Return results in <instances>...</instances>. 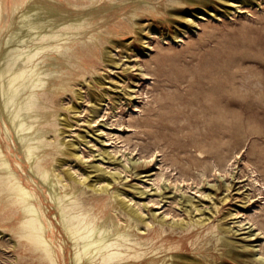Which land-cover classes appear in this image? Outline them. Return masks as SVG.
<instances>
[{"label": "rangeland", "instance_id": "1", "mask_svg": "<svg viewBox=\"0 0 264 264\" xmlns=\"http://www.w3.org/2000/svg\"><path fill=\"white\" fill-rule=\"evenodd\" d=\"M94 15L93 32L104 41L100 56L86 59L93 66L85 76L67 80L73 90L55 108L73 124L59 132L77 143L75 155L62 154L65 166L80 181L90 174L76 185L88 198L108 197L88 186H105L96 168L105 170L109 190L123 191L150 223H133L131 233L154 237L149 245L160 250L178 245L159 254L168 263L166 253L179 252L201 264H264V0H102ZM106 201L109 215L124 210ZM44 208L62 230L51 201ZM199 217L202 226L179 225ZM128 222L122 215L120 226ZM161 226L168 240L157 236ZM16 240L13 232L0 233V264H41Z\"/></svg>", "mask_w": 264, "mask_h": 264}, {"label": "bare ground", "instance_id": "2", "mask_svg": "<svg viewBox=\"0 0 264 264\" xmlns=\"http://www.w3.org/2000/svg\"><path fill=\"white\" fill-rule=\"evenodd\" d=\"M56 1L0 0V136L3 138V141L0 138V233L13 232L17 238L16 244L23 250L36 251L41 264H67L66 250H73L71 264H201V260L188 259L179 252L166 253L172 256L168 263L170 258L159 254L178 245H166L165 250H160L149 245L153 244L154 237L131 233L133 223L135 226L141 223L150 226V223L139 209L126 204L127 201L122 197L123 191L109 190L111 180L105 170L96 168L102 171L99 174L100 181L105 180V186L97 188L95 182L88 183V186L97 193H107L108 197L88 198L86 190L76 184L84 183L90 174L83 178L85 181H80L77 174L70 171V166H65L69 158L62 157V154L75 155L71 149L75 140H65L62 133L65 131L64 126L72 127L73 124L68 113L63 116L55 108L59 103L58 97L73 90L71 81L67 80L75 72L85 76L89 72L88 66H93L86 59L100 56L104 41L100 32H93L97 27L91 24L95 21V6L102 0ZM101 54L105 59L106 53L102 50ZM81 91L74 90L80 99L84 94ZM61 124L63 127H60ZM10 140L16 150L12 149ZM195 146L201 154L206 151L204 146ZM20 170L26 175H22ZM112 175L115 179L116 176ZM107 198L124 210L115 216L109 215L110 202L106 201ZM46 200L54 205L55 217L62 230L49 217L52 212L44 208ZM114 210L117 212L119 208L115 206ZM122 215L130 220L125 227L119 224ZM204 220L192 218L179 225L189 231L205 224ZM6 225H11V228ZM58 231L63 234L62 237L57 235ZM165 231L164 226H161L156 234L162 240H168V236L163 237Z\"/></svg>", "mask_w": 264, "mask_h": 264}]
</instances>
